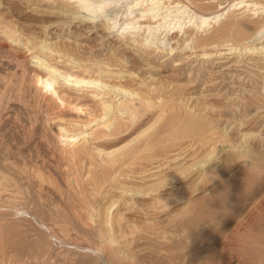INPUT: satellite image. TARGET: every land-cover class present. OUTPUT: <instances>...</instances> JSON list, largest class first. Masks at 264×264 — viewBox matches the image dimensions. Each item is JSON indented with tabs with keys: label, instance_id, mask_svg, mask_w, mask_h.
<instances>
[{
	"label": "rangeland",
	"instance_id": "1",
	"mask_svg": "<svg viewBox=\"0 0 264 264\" xmlns=\"http://www.w3.org/2000/svg\"><path fill=\"white\" fill-rule=\"evenodd\" d=\"M0 1V12L13 24V36L22 40L15 43L11 34L8 37L0 29V264H105L92 260L82 250L70 248L72 240L61 241V232L43 228L40 221L41 217L50 218L52 212L63 222L68 215L59 214L62 208L70 211L67 201L59 197L61 192L67 195L66 172L73 168L71 150L63 149L67 143L61 128L76 135L75 151L80 162L89 158L98 145L121 147L131 143L160 113L167 115V133L179 128L185 112L199 118L200 126L194 125L188 136L171 142L165 151L168 153H158L149 158L151 161L141 160L135 166L123 165L112 182L106 172L96 170L86 193L98 197L106 207L126 196V189L139 191L141 200L151 197L147 192L162 195L168 207L148 214L158 225L129 227L125 230L126 243L125 239L118 243L122 252L135 256L132 264H264L263 54H230L224 46L225 38L214 40L207 48L199 46V38L217 31L220 22L198 32L194 22L185 20L191 36L175 33L172 44L168 36L163 45L149 47L139 45L134 38L127 40L117 30L103 25V21L111 19L118 23L117 28L123 26L126 9L135 0H107L113 4L94 21L81 18L75 8L68 9L67 13H74L76 19L65 26L61 23L63 17L40 13V7L50 6L52 0ZM215 8L205 11L213 12ZM45 26H49L48 36ZM91 26L102 30L90 33ZM158 34L165 36L164 29ZM46 39L64 49V55L53 56L52 64L76 74L89 75L91 71L92 77L110 85L154 95V112L132 122L122 119L118 134L104 137V128L99 124L102 108L91 89L76 87L73 81H60L46 93L36 83L35 73H44L33 64L30 49L34 51L33 47ZM192 40L197 43L196 50L190 49ZM203 50L210 55L203 57ZM85 65H100L103 72L88 71ZM54 87L63 101L57 99ZM173 95L178 96L180 109L168 107L167 112H162L160 106ZM179 129L183 133V128ZM216 155L223 164L219 177L224 178L222 186L216 180L200 178L202 165L213 163L211 158ZM258 157L260 166L254 171L249 165ZM23 161L35 163L47 178L41 193L50 203L39 202L33 214L20 213L17 207L24 201L16 195V169ZM206 188L210 192L204 195ZM75 193L80 196L82 190L78 188ZM186 198L191 201L189 211L185 208ZM86 241L85 234L79 232L77 242Z\"/></svg>",
	"mask_w": 264,
	"mask_h": 264
},
{
	"label": "bare ground",
	"instance_id": "2",
	"mask_svg": "<svg viewBox=\"0 0 264 264\" xmlns=\"http://www.w3.org/2000/svg\"><path fill=\"white\" fill-rule=\"evenodd\" d=\"M93 1L94 0H52V3L50 2V6L45 5L38 9L40 10V13L48 12L52 16L58 15L60 18L63 17L61 23L65 26L67 24H71V22L73 23L76 19V17H74V13H67V11H69L68 9L75 8V13H78L79 16L81 15V18L86 20L93 19L92 21H94L100 18V14L113 4V2H108L107 0H100L98 4L93 3ZM203 1L204 0H135L126 9L127 18H124L126 20L123 22V26L117 28L118 23H116L115 20L112 21L111 19L103 21V25H108L107 27L111 30H117V34L121 35V37L124 36L127 40L134 38L133 41L137 42L139 45L149 47L152 44L155 45V43L162 44L168 36H170L168 39L169 44H172L170 41H173L175 33H183L182 37L185 35L191 36L192 32L189 30L190 26H187L185 20L188 21L189 19L188 23L194 22L193 28L196 26L195 30L197 29L198 32H204L205 29L212 25V23L215 25L217 22H220L219 29L217 31H213L211 35L206 38H199V46H206L205 48H207L209 46L207 44L216 42L214 40L225 38L226 44H224V46L230 54H234L236 52L239 54L242 52L246 54L248 52L252 54L260 53L264 55V0H237V2L236 0H209L207 3H202ZM2 3L3 2L0 1V7L3 5ZM46 7L48 10H45ZM209 7L215 8V11H205L206 8ZM163 8L166 10L162 11ZM136 11L138 12L136 13ZM5 18L4 13H1L0 29H3L4 34L8 37L10 36L8 34H11L10 38H12L13 42L16 43L19 41V43H22L21 38L13 36L14 30L12 22L6 21ZM48 28L49 26L44 27L47 36ZM176 28L177 30L174 31ZM162 29H164L165 33V36H163L164 38H161V34H158V32ZM99 30H102L100 26H91L88 28V32L90 33L94 31L98 32ZM162 35L164 34L162 33ZM237 38H244L245 40L243 42H232ZM27 40L31 42L30 39ZM194 40H192L191 45L189 44L191 46V50H196L197 43H195ZM184 41L189 43V40L187 39ZM193 43L195 44L193 45ZM33 49L34 51L30 49L31 60H33V64L38 66L44 73V75L35 73L36 83L41 90L49 93L55 83L63 81L67 84V82L71 83L73 81L76 87H85L87 89H91V92H94L93 96L98 99L102 108V116L99 124L104 128V137L115 136V134H118L120 130L119 124L122 125L120 120L126 119L129 122L136 121L140 117L154 112L157 106V102L154 101V95H150L148 93L144 94L145 92L137 93L124 86L110 85L108 82L100 80V78L97 79L92 77V75H90L92 74L91 71L89 75L76 74L73 73L72 70H68L65 67L59 68L58 66L52 64L53 56L55 54L59 55L62 53L64 55V49H62L58 44L50 43V40H44L41 44H39V46H34ZM1 50L2 48L0 47V52H2ZM170 50L173 52L174 48L170 47ZM209 55L210 54L207 50L202 51L203 57H207ZM129 62L132 63V61ZM83 67H85L88 71L93 69L94 72H103L100 65H85ZM53 90H55L54 93L57 94V99L63 101V98L57 88ZM118 96H120V98H118ZM157 98L161 99L162 96L158 95ZM168 107H172V109L175 110L180 109L178 96L173 95L168 97L165 104L160 106V110L165 112ZM189 108L191 107L189 106ZM166 119L167 115L165 116V114L160 113L157 116V120H155L153 124L149 127H145V129L142 128V132H140L136 138L131 140L132 145L130 142H127L121 147L101 144L94 147L92 155L89 158L81 159L80 162H78L75 151L77 147L75 144L77 139L76 135L65 128H61L63 131V137H65L64 139L66 141L65 142L62 139L63 141L61 142L67 143V147L63 146V149L71 150L70 157L73 168H71L70 172H66L68 175L66 178V184L68 186L67 195H65V192H61L59 194L61 200L67 201L70 206V211L67 213L64 207L59 214L68 215L70 220L67 217V220L62 222L54 215V213L50 212V218L41 217L40 219V221H42L43 228H49V230L55 229V231L57 230L61 232L64 237L61 241H64L65 238L72 240V243H70L72 246L70 248L82 250L83 253L86 252L88 257L92 258V260L105 261V264L107 261V264L113 261H118L124 264H132L135 256L125 251L122 252L118 243L120 239H125L124 243H126L127 240L125 238V230L129 227L144 228L146 225H158V223H155V219H152V217L151 219L149 218L148 214L150 211H153L152 213H156L158 210L163 211V209L168 207V205L164 203L162 195L159 193L151 194L147 192V194L151 197L147 196L148 200H143V198L141 200V193L139 191L132 193L131 190L129 191L126 189L127 195L122 196L119 202L117 201L119 205L114 209L117 202L113 201L110 206L106 207L102 204V202L98 201V197L95 195L90 197L86 193L85 188L92 184V180L95 178L93 176L94 171L97 170L99 172H106L109 180L112 182L116 179L118 174L117 172L123 165H128L129 163L130 166H135V164L141 160L145 161V159L148 160L153 155L157 156L159 155L158 153H165V151L171 147V142L188 136V134L193 131L192 127H194V125L200 126L199 123L201 122L195 115L185 112L183 119L180 122L182 127L179 126V128H183V133H181L178 127L171 128L167 133ZM157 125L160 126L157 127ZM155 126L157 128L154 129L153 132L149 133V131L155 128ZM166 153H168V151ZM260 160L261 158L258 157L254 163L249 165V167L256 171V169L260 166L258 164ZM211 162L213 163H210V165L207 163L206 165H202V163H200V165H202L199 170L200 178L214 181L216 180L215 183H219L221 186L224 185L225 182L223 176L222 178H219L221 176L220 170L222 169V162L219 161L218 156L213 159L211 158ZM46 181V176L35 163L31 161H23L22 165H18L16 169V195L22 196L24 199V201L17 206L20 209V213L29 211L30 214H33L35 212L33 208L39 202L43 204L50 203V199H46L41 193V191L45 189L44 185ZM37 187L39 189H37ZM78 188L82 190V194L80 196H77V193H75ZM156 190L157 189H155V191ZM38 192L40 193L38 194ZM208 192H210V188L204 189L203 194L207 195ZM186 199L185 208L188 210L191 201L188 198ZM169 210H171L170 207ZM79 232L85 234L87 239L85 243L77 242ZM55 237L59 238L58 236ZM52 238H54V236ZM92 238H96V241ZM46 255L50 258V253H46Z\"/></svg>",
	"mask_w": 264,
	"mask_h": 264
}]
</instances>
